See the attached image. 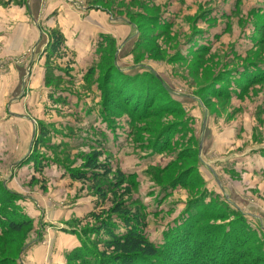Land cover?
Masks as SVG:
<instances>
[{
    "label": "rangeland",
    "instance_id": "374dc122",
    "mask_svg": "<svg viewBox=\"0 0 264 264\" xmlns=\"http://www.w3.org/2000/svg\"><path fill=\"white\" fill-rule=\"evenodd\" d=\"M49 1L0 0V70H11L12 90L17 70L6 67L16 63L24 78L31 75L27 57L39 44L25 41L32 15L37 19ZM63 1L114 20L117 35L106 36L115 47L86 52L90 59L82 69L90 65L92 74L86 76L88 67L80 78L73 63L81 60L60 50L69 63L54 69L59 79L49 85L54 94H65L56 95L51 110L35 109L34 117L42 115L38 131L29 119L28 153L37 159L16 163L23 141L18 146L5 133L0 192L31 226L18 235L0 233V257L9 256L10 264H83L70 261L72 252L82 244L104 252L105 234L85 233L113 219L109 211L120 203L158 245L161 233L185 210L198 207L192 233H200L199 244L233 234L234 254L243 257L238 264H264V0ZM44 30L49 42L53 30ZM99 40L95 37L94 45ZM50 65L56 68L54 61ZM110 66V78L119 79L120 87L141 91L129 95L139 96L134 103L119 97L112 103L116 83L104 79ZM40 127L47 132L43 138ZM92 153H101L98 162L112 169L107 181L99 182L109 187L105 200L95 195L92 183L70 179L72 172L85 171ZM32 159L44 165L42 172L26 168ZM0 216H7L6 210ZM215 228L216 234L208 235ZM60 233L73 236L77 245L64 250L69 240ZM36 247L41 253L33 255ZM89 258L95 264L96 258Z\"/></svg>",
    "mask_w": 264,
    "mask_h": 264
},
{
    "label": "trees",
    "instance_id": "16d2710c",
    "mask_svg": "<svg viewBox=\"0 0 264 264\" xmlns=\"http://www.w3.org/2000/svg\"><path fill=\"white\" fill-rule=\"evenodd\" d=\"M49 37L50 39L44 50V54L46 57V72L51 75V71L55 68L50 65V62L65 59V54L60 53V50L64 49V38L54 31L49 33ZM99 38L100 40L96 45V50L104 49L105 53L114 50L115 42L111 37L100 35ZM67 62L69 63L68 60ZM111 70V66L107 68V72L105 71L106 73L104 74V79L108 81L113 80L116 83V85L113 86L115 95L111 96L113 99L112 103H114V105L117 104L115 99H118V97L121 98L122 101L132 100L134 103L135 99L139 96L132 98L130 97V94L134 95L135 91L137 95H141V91L134 89L129 83V87L124 90L120 87L121 84L118 82L119 79L114 77L110 78V74L112 73ZM91 74L90 67L87 70L86 76L90 77ZM50 79L51 77L46 76L45 81L47 85L49 84ZM44 130L43 127H40L39 138H43L42 135L47 133ZM101 156V153H92L91 156L86 158L83 165L85 171L83 173H77L76 175L72 172L70 179L72 181L92 183V189L95 192V195L100 200H105L106 195L110 192L108 191L109 187H103L100 185L103 183L99 182L107 181L110 175H112V169H110L109 165L106 163L100 164L98 162ZM43 166L44 165L40 162L37 163L36 168L38 171H41ZM116 175L120 179L124 176L120 172H116ZM0 191L4 192L1 188ZM3 194L0 192V214L1 210L2 212L6 210L7 216H0V233L2 235L8 233L14 235L21 234L24 230L30 228L31 221L22 218L21 213H18L12 199ZM10 197L13 198L15 196L10 194ZM196 208L198 207L193 206L188 210H185L184 215L181 216L178 223L161 233V243L158 245L154 242L148 241L145 234L138 229V224L136 222L137 219L129 217L128 213L124 211V207H122L120 203H116L109 211V214L113 219L110 220L108 218L106 223L100 222L90 231L85 233L101 235L103 232L105 234V240L100 241V243L104 248V252L96 253L94 250L92 251L89 247L85 246V244L83 245L81 241V247L72 252L70 261L80 260L83 264H90L91 258H89V256L96 258L95 264H238L237 262H240L241 259L243 260L241 255L234 254L235 249H233L234 247L231 239L233 238V234L229 236V240L226 237L222 240L220 237V240L215 244H211L209 241V243L202 242L199 244L200 241H197V237L201 236L200 233H192L197 218L196 216H193ZM189 215L190 217L188 218ZM202 218L198 219L197 222L202 220ZM111 221H113V224ZM214 233L216 234V228L208 232V235L212 236ZM72 235L76 236L77 234L72 233ZM189 240L193 243L190 246L188 245ZM6 246L7 244L5 243V247ZM87 258L90 259V262H88L89 260ZM9 260V256L3 258L0 257V264H10ZM92 263L94 264V261H92Z\"/></svg>",
    "mask_w": 264,
    "mask_h": 264
},
{
    "label": "crops",
    "instance_id": "0c3cea01",
    "mask_svg": "<svg viewBox=\"0 0 264 264\" xmlns=\"http://www.w3.org/2000/svg\"><path fill=\"white\" fill-rule=\"evenodd\" d=\"M32 8L33 10L35 9L34 6ZM32 17L33 20L30 19V15H27V18L32 20V29L30 31L29 39L25 41V44L27 43L30 46H35L37 44L39 45L34 49L35 51L31 53L29 57H27L28 60L26 63L27 65H29V68H31V75H28L29 78L27 77V75L24 78L23 72L21 71L22 67H17L16 63L9 62V66H7L6 69H16V73L18 74L17 76H15V87L12 90L11 85L9 84L10 80L12 79V76L10 75L11 70L8 72L6 70L5 72H2L0 70V84L2 83V87L0 88V145L5 147L2 139L5 138V133L9 132V138L13 141H18V146L21 141H23V145L20 147V149L24 148V152H22L20 158L16 163H20L21 161L24 162L27 160V157H31L28 153L30 148V141L33 137L31 135L32 132L29 131V128L31 127L30 123L31 121L34 122L36 126L33 130L34 132L38 131L37 123L41 122L42 120V115H40V113H38L36 117H34L35 109L39 108L42 111V108L46 106L51 110L54 106L53 104L56 95L61 93L65 94L63 93V90H60L58 91V93L54 94V85H47L45 81L46 76L51 77L50 81H54V78L59 79V75H57L54 70L51 71V75L46 72V57L44 54V50L47 47L48 40L46 37L43 39V35L45 34L44 29H46L47 27L55 32H58L64 38V47L67 56L69 52H72L75 53V62L76 60H78V62L79 60H81V64L76 63L75 65L73 63V73L78 78H80V76L82 75L79 73L81 70H86L88 67L90 68V65H88L87 67L82 69V66L84 64H82V62L84 59H90L85 55L86 52H95L97 45V43L96 45H94L95 37L107 34H110L113 37L117 35V32L112 28L111 24L114 22V20L96 15V13L94 12L90 13L89 11L87 13L85 9L76 7L75 10L74 8L66 4L63 0L49 1L46 9H43L42 12H39V14L37 15V19L34 17V15H32ZM38 26H41L40 28L44 29H40ZM15 37H10L9 40L15 42L13 41ZM92 43L94 46H92ZM19 47L22 48L21 41ZM67 64L68 62L65 59L56 60L54 62V65L56 67L55 69L57 70H61L67 67ZM71 66L72 64L68 68H71ZM63 78L66 79L67 77L63 75ZM22 87L24 91H21ZM12 98L13 103H10ZM29 119L31 121H29ZM7 146L8 148H10L9 145ZM31 158L37 159L36 157ZM33 159L26 166V168L29 170L30 168L31 170L37 169L36 165L38 161L35 162ZM49 170L50 168H48V170L46 171ZM39 172H42V169ZM49 172L53 174L51 170ZM28 211L29 210L26 209V212ZM60 234L63 235L62 233ZM63 236L65 238H68L69 240L67 243L68 246H66L67 244L63 246L64 250H70L77 245V243L73 240V236ZM64 243H66V241ZM36 248L34 249L36 250ZM40 253L41 250L38 249L33 252V255H37Z\"/></svg>",
    "mask_w": 264,
    "mask_h": 264
},
{
    "label": "built area",
    "instance_id": "2783aa9c",
    "mask_svg": "<svg viewBox=\"0 0 264 264\" xmlns=\"http://www.w3.org/2000/svg\"><path fill=\"white\" fill-rule=\"evenodd\" d=\"M77 8H81V7L77 6ZM81 9H82V8H81Z\"/></svg>",
    "mask_w": 264,
    "mask_h": 264
}]
</instances>
